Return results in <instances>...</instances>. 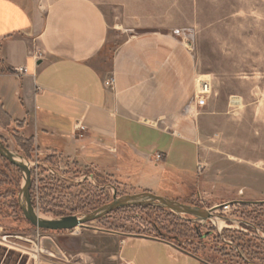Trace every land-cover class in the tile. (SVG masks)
<instances>
[{
    "label": "rangeland",
    "instance_id": "rangeland-1",
    "mask_svg": "<svg viewBox=\"0 0 264 264\" xmlns=\"http://www.w3.org/2000/svg\"><path fill=\"white\" fill-rule=\"evenodd\" d=\"M49 1H43L42 5ZM94 1L104 12L116 42L147 31L164 30L172 34L177 28L193 29L190 52L196 75L208 74L212 85L207 104L196 116L185 114V107L181 113L190 122L192 132L187 136L197 148L178 137L170 139L173 152L166 162L154 167L153 174L141 175L135 156L110 143L93 141L82 150H71L70 154L48 153L36 146L34 157L26 159L12 133L17 122L8 127L0 123L2 143L27 160L31 184L34 182L35 212L51 220L80 215L111 201L114 195L147 190L207 209L237 201L239 204L232 207V217L249 221L253 226L225 221L220 225L219 221L216 229L210 220L136 204L117 208L69 230H49L25 222L22 213L11 211L2 201L0 264H38L45 257L58 258L44 248V240L55 244L61 259L70 264L76 260L69 256L70 252L83 254L79 256L81 264H123L119 256L120 240L129 235L155 236L154 224L164 227L163 233L174 244L212 264H249L238 249L251 263L264 264V243L254 229L264 237V208L259 209V205L264 207L261 202L264 201V0ZM31 133L29 127L19 132L25 137ZM78 134L81 138L83 133ZM46 156H52L53 165L44 162ZM180 162L181 168H176ZM198 163L202 165L200 169ZM53 175L68 183H78L60 192L57 207H53L57 200H51L56 193L46 199L49 203L46 206L38 191L39 179ZM17 177L19 201L22 173ZM5 187L0 185V190ZM78 194L94 196L87 204H78V197L72 199V195ZM210 230L207 236L198 235Z\"/></svg>",
    "mask_w": 264,
    "mask_h": 264
},
{
    "label": "crops",
    "instance_id": "crops-1",
    "mask_svg": "<svg viewBox=\"0 0 264 264\" xmlns=\"http://www.w3.org/2000/svg\"><path fill=\"white\" fill-rule=\"evenodd\" d=\"M43 1L0 0V103L13 121H24L23 130L32 129L40 151L70 154L93 141L110 143L132 153L139 173L149 175L172 154L170 139L197 148L181 116L195 91L187 48L164 30L116 42L94 0ZM20 66L27 70L21 75ZM68 254L81 264L80 252ZM119 256L123 264H212L140 234L120 240ZM61 258L38 264H70Z\"/></svg>",
    "mask_w": 264,
    "mask_h": 264
},
{
    "label": "water",
    "instance_id": "water-1",
    "mask_svg": "<svg viewBox=\"0 0 264 264\" xmlns=\"http://www.w3.org/2000/svg\"><path fill=\"white\" fill-rule=\"evenodd\" d=\"M0 155H2L11 164L17 166L20 169L23 176L22 177L23 183L19 194V205L23 211V215L25 216V218H27L30 221L31 225L39 229L69 230L77 226H80L82 224H85L87 222H90L92 220L101 218L117 208L127 205H136V204H149V205L160 206L170 209L173 212L188 214L192 216L193 219L196 220H203V221L210 220L213 222L216 229H219V221H225L237 225L245 224L248 226H253L249 221L212 213L211 210L207 208L198 205L187 204L170 197L160 196L147 190L133 194H125L121 196L114 195L111 201L104 203L99 207L84 214L67 215L50 221H42L37 218L31 201V195H30L31 176H30V168L27 164V160L22 155L19 154L24 159V161L23 162L17 161L15 159L13 151L9 147L4 145L1 140H0ZM254 229L257 231L260 237L264 238L263 236L260 235L256 227H254ZM218 232L219 235H221V232L219 230ZM226 242L229 245L238 249L230 241H226ZM43 246L45 249L49 250L50 252H53L57 255L60 254L55 244H53L50 240H44ZM238 251L240 255L246 261L249 262V264H253L241 254L239 249Z\"/></svg>",
    "mask_w": 264,
    "mask_h": 264
},
{
    "label": "trees",
    "instance_id": "trees-1",
    "mask_svg": "<svg viewBox=\"0 0 264 264\" xmlns=\"http://www.w3.org/2000/svg\"><path fill=\"white\" fill-rule=\"evenodd\" d=\"M13 122V120L11 119V117L3 110L2 104L0 103V123L5 126L8 127L10 126L9 124H11ZM24 121H17V126L14 127L12 130L13 133V137L15 139L16 145L17 147L20 149L21 153L23 154V156H25L26 159H32L34 157L33 152L36 149V144H35V139L34 136L31 135L29 137H25L19 134L20 130L24 128ZM44 162H46L49 165H53L52 163V156H46L44 159ZM43 172L46 170V168L44 167V169H42ZM21 173L20 169L11 164L6 158H4L2 155H0V185H5L6 187L4 188L3 191L0 190V203L2 202V204L6 205L7 208H9L11 211L13 210H18L20 213L23 214V211L19 205V201L17 199V186H18V174ZM34 182L32 180V184L30 187V192H31V201L33 203V206L35 205V200H34ZM68 184V185H66ZM73 186H78L77 184L74 183H68L65 180H61L60 177L58 175H53L52 177H43L42 179H39V193L41 194V201L42 204H47L46 206L49 205V203H46V199L53 193H56V198L52 197L51 200H57V202L53 203V207H57L58 205V198L59 196H61V191L65 192L70 190ZM63 196V194H62ZM69 196H71L69 194ZM76 196V197H75ZM72 195V199H77V203L78 204H87L90 200L91 197L94 195H84L81 196L80 194L78 195ZM45 201V202H43ZM260 208L263 210V206L259 205ZM145 207H149V208H154L157 210H163L166 212H170L167 208L164 207H160V206H150V205H145ZM43 211L47 212L46 209H44L43 207ZM51 212H54V209H51ZM72 213V212H70ZM62 215V214H60ZM22 219L29 223L30 221L25 218V216H22ZM33 226V225H32ZM196 226V231L199 233L198 227L195 223ZM165 228L159 226L158 224H154L153 225V232L155 233V236L163 239V240H169V238L167 237L166 234H164ZM210 231L205 232L204 234H198L200 237L203 236H207L208 234H210ZM259 240L262 241L264 243V238L258 236ZM219 238V237H218Z\"/></svg>",
    "mask_w": 264,
    "mask_h": 264
},
{
    "label": "built area",
    "instance_id": "built-area-1",
    "mask_svg": "<svg viewBox=\"0 0 264 264\" xmlns=\"http://www.w3.org/2000/svg\"><path fill=\"white\" fill-rule=\"evenodd\" d=\"M172 36H174L185 48L189 51L192 49L194 31L192 28H177L172 32ZM27 70L25 67L20 66L15 70L16 74H23ZM212 92L211 78L208 74H199L195 77V91L193 98L190 102L185 106V114L188 116H196L200 109L203 108L207 104L208 97ZM77 129H84V126L81 124H77ZM157 159L162 158V154H156ZM202 165L198 163V169H200ZM37 196V194H36ZM37 200V199H36ZM236 204H239L237 201L225 202L220 205H215L210 208L212 213L224 215L227 217H232V207H236Z\"/></svg>",
    "mask_w": 264,
    "mask_h": 264
},
{
    "label": "bare ground",
    "instance_id": "bare-ground-1",
    "mask_svg": "<svg viewBox=\"0 0 264 264\" xmlns=\"http://www.w3.org/2000/svg\"><path fill=\"white\" fill-rule=\"evenodd\" d=\"M236 101H238V100H236ZM13 151V150H12ZM13 153H14V156H15V159L17 160V161H20V162H23L24 161V159L17 153V152H15V151H13ZM23 201V200H22ZM35 214H36V216H37V218L39 219V220H42V221H50L51 220V218H49L48 216H45V215H43V214H40V213H37V212H35ZM223 223V221H220V225Z\"/></svg>",
    "mask_w": 264,
    "mask_h": 264
}]
</instances>
